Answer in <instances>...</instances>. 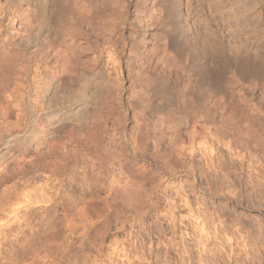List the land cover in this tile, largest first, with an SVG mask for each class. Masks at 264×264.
Returning a JSON list of instances; mask_svg holds the SVG:
<instances>
[{"label":"bare ground","instance_id":"1","mask_svg":"<svg viewBox=\"0 0 264 264\" xmlns=\"http://www.w3.org/2000/svg\"><path fill=\"white\" fill-rule=\"evenodd\" d=\"M12 117L0 178L59 177L66 232L77 197L62 177L82 200L149 214L148 166H198L178 151L199 127L264 152V0H0V122Z\"/></svg>","mask_w":264,"mask_h":264},{"label":"rangeland","instance_id":"2","mask_svg":"<svg viewBox=\"0 0 264 264\" xmlns=\"http://www.w3.org/2000/svg\"><path fill=\"white\" fill-rule=\"evenodd\" d=\"M10 120L0 122V177L3 144L16 132ZM178 158L198 166L187 164L174 177L148 166L158 199L140 216L82 200L81 187L62 177L67 193L77 197L67 232L56 204L59 177L40 171L9 182L0 178V264H264V152L234 151L212 129L199 127ZM40 189L53 199L26 200V193Z\"/></svg>","mask_w":264,"mask_h":264}]
</instances>
